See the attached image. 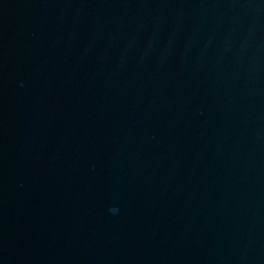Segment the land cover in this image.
I'll list each match as a JSON object with an SVG mask.
<instances>
[{"label": "water", "instance_id": "1", "mask_svg": "<svg viewBox=\"0 0 264 264\" xmlns=\"http://www.w3.org/2000/svg\"><path fill=\"white\" fill-rule=\"evenodd\" d=\"M0 264H264V0H0Z\"/></svg>", "mask_w": 264, "mask_h": 264}]
</instances>
